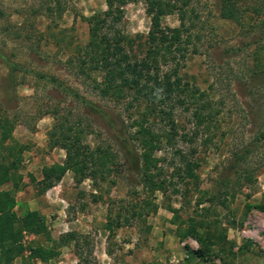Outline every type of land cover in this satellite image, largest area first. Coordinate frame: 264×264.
I'll return each instance as SVG.
<instances>
[{"label": "rangeland", "instance_id": "1", "mask_svg": "<svg viewBox=\"0 0 264 264\" xmlns=\"http://www.w3.org/2000/svg\"><path fill=\"white\" fill-rule=\"evenodd\" d=\"M47 1L0 0V51L31 72L57 77L102 109L114 115L121 114L127 124H133L134 130H137L136 123L143 122L145 118V103L128 110V101L101 97L94 91L91 79L77 78L71 65L66 63L76 58L79 55L77 50L89 42V22L107 9L105 0H53L54 5H57V1H64L66 6L62 18L54 16V19L41 15ZM223 5L224 0H199L197 8L214 31L212 38L200 49L201 53L190 56L182 71L185 81L208 93L216 109L220 110L215 123L210 128H202V131H209L200 133L195 143L199 150L197 161L202 164L197 171L200 187L202 192L208 193L200 194L194 184L187 187L186 183L175 177L177 172L174 167L178 158L173 149L157 152L156 158L161 160L164 176H173V182H181L180 185L170 186L166 196L157 192V212L151 214L145 224L135 222L116 230L112 239H108L110 233L104 229L109 208L114 201L128 203L135 199L131 195L135 186L131 179L124 178L122 161L115 160L111 165L112 168L116 165L121 167L122 172L114 169L111 174L110 180L118 182L115 186L100 182L95 187L91 179L76 185L74 174L68 172L58 184L60 189L52 188L46 194L39 195L37 182L42 180V169L60 164L58 161L62 159L64 163L66 159L63 149L60 153L52 154L54 150H50L49 133L66 119L73 122L79 115L86 117L87 111L76 99L52 85L38 81L32 75L22 74L18 77L21 85L16 89L17 99L8 104L4 92L9 70L0 57V120L7 118L15 125L12 138L5 146H12L14 153L19 154L22 161L18 174L23 177L21 186L26 184L22 190L14 192L17 200L14 210L19 215L27 209L37 211L45 218L48 234L54 242L49 241L46 234L41 237L25 235L24 244L36 240L39 245L57 248L59 256L47 264H264V210L260 207L264 206V147L249 160L250 169H255L251 180L237 184L238 174L229 170L235 151L244 142L250 141L255 132L246 112L250 108L255 109L257 104L262 105L264 111V94L245 97L240 92L237 78L244 72L245 53L227 55L229 58L225 59L228 50L243 47L257 34L242 35L240 26L222 19ZM255 21V17L248 15L249 24ZM125 23L129 36H146L151 28V20L145 5L141 2L128 5ZM163 25L169 31L178 30V15L167 16ZM139 44L140 40H137L132 51L141 57L144 56L145 47L140 49ZM210 44H213V48ZM248 64L251 69L252 63ZM92 77L97 78V72ZM178 114L181 129L192 131L190 113H183L179 109ZM93 123L97 133L87 136L86 143L96 149L108 145L114 147L112 134L104 124L99 121ZM161 125L157 124L154 128L159 130ZM207 139L210 141L205 145ZM178 146L186 150L184 143ZM113 151L117 149L114 147ZM7 154L0 150V162H11L12 157ZM50 157L51 161L48 159ZM246 164L237 167L239 171L248 167ZM227 175L234 179L235 185L232 183L229 187L230 194L222 199L216 198L219 192L226 190L223 180ZM13 186V183L0 186V192L11 191ZM188 188L192 193L186 199L184 196ZM137 190L142 193L141 187H137ZM248 205L252 208L248 209ZM119 206L115 204L113 207L118 211ZM171 208L177 212L174 213ZM190 217L214 223L208 233L216 243L207 262L190 256L186 250V245L194 250L201 248L196 239H182L179 235L180 225L185 229L187 226L184 222ZM215 220H219L218 223ZM146 226L150 228L148 233ZM207 230H202L203 236H206ZM72 233L80 240L79 249L73 240L70 244L60 245L61 237ZM12 264H23V260L18 257ZM32 264L44 263L34 260Z\"/></svg>", "mask_w": 264, "mask_h": 264}, {"label": "trees", "instance_id": "2", "mask_svg": "<svg viewBox=\"0 0 264 264\" xmlns=\"http://www.w3.org/2000/svg\"><path fill=\"white\" fill-rule=\"evenodd\" d=\"M52 2L53 0H48L45 3V10L41 15H47L49 19H54V16L62 18L65 2L57 1V5ZM138 2L145 5L151 28L146 36L131 37L125 29L126 7ZM105 3L107 9L89 22V42L77 50L79 55L76 58L66 63L71 65L77 78L91 79L94 91L101 97L128 101V110L139 103H145V118L143 122L136 123L137 130H134L133 124H127L121 114L114 115L102 109L75 89L66 86L57 77L31 72L11 61L1 51L0 57L4 59L9 70L4 92L8 104L17 99L16 89L21 85L18 81L19 75H32L38 81L52 85L76 99L88 113V118L79 115L73 122H67L66 119L49 133L50 150H65L66 159L63 164L45 166L42 169V180L37 182L39 195L46 194L48 190L60 184L68 172L74 174L76 185L91 179L95 187H98L100 182L115 186L118 182L110 180L111 174L114 169L122 172L121 167L114 166L116 162L113 168L111 165L115 160L122 161L124 178L131 179L135 186L131 193L135 199L128 203L123 200L114 201L113 206L121 205L118 211L113 206L109 208L104 229L110 233L108 239H112L118 229L131 226L135 222L145 224L147 218L158 210L156 193L162 192L166 196L172 185L178 186L182 182L189 187L194 184L198 193L207 195L208 192H202L200 187L197 171L202 164L197 161L199 150L195 143L200 133L209 131H202V128H210L220 110L216 109L215 102L208 93L194 88L182 75L189 57L201 53L200 49L212 38L214 31L197 8L199 0H105ZM170 15H178V30L169 31L164 28V19ZM248 15L255 17L254 24L247 22ZM221 18L240 26L242 35L257 34L256 38L243 47L228 50L225 59L229 58L227 55L239 56L245 53L244 72L237 78L240 92L245 97L264 94V0H224ZM137 40H140V49L145 47L144 56L133 54L132 47ZM209 46L213 48V44ZM252 48L254 50L251 52ZM250 62L251 69L248 64ZM96 72L99 78L92 77ZM179 109H182L183 113H190L192 131L185 132L179 126ZM255 109L250 108L246 112L249 124L255 131L253 138L235 151L233 164L229 169L238 174L237 184L254 177L255 169H250L249 160L264 147L263 106L257 104ZM89 117L93 120H89ZM93 121L103 123L112 134L111 140L117 149L116 152L113 151L112 145L96 149L86 143L87 136L97 133ZM157 124H162L159 130L154 128ZM14 126L7 118L0 120V150L12 157L9 163H6V160L0 162V186L8 183L14 185L13 190L0 192V264H12L18 257L22 258L23 264H32L34 260L47 264L59 256L60 251L57 248L39 245L36 240L28 245L24 244L25 235L41 237L46 234L49 241L54 242L48 234L45 218L37 211L27 209L19 215L14 210L17 206L14 192L22 190L26 185L21 186L23 177L18 174L22 161L19 154L14 153L12 146H5L12 138ZM209 141L210 139L205 140L204 144L207 145ZM181 143L186 145V150L178 146ZM170 149H173L178 158L174 171L177 172L175 177L181 182L176 184L173 182V176H164L161 160L156 158L157 152H167ZM245 163L248 167L239 171L237 167ZM229 177L227 175L223 180L226 190L219 192L216 198H224L230 194L229 187L234 184V179ZM137 187L142 188V193H139ZM190 193L192 192L188 188L184 198L187 199ZM198 206H201L200 202ZM260 207L264 210V206ZM260 207L257 208L261 209ZM247 208L251 209L252 206L248 205ZM171 209L174 213L177 212ZM218 221L215 220V223ZM209 223L190 217L184 222L187 227L183 229V225H180L178 229L182 239L191 237L200 244L199 250H194L188 245L186 250L190 256L202 262L211 259L212 247L216 243L208 233L214 223ZM206 228V236H203L202 230ZM145 231L148 233L150 228L146 226ZM72 240L79 249L80 240L74 233L61 237L60 245L70 244Z\"/></svg>", "mask_w": 264, "mask_h": 264}, {"label": "crops", "instance_id": "3", "mask_svg": "<svg viewBox=\"0 0 264 264\" xmlns=\"http://www.w3.org/2000/svg\"><path fill=\"white\" fill-rule=\"evenodd\" d=\"M57 151H59V153L61 152V149H55L53 152H52V154H56L57 153ZM50 161H51V157L50 158H48ZM63 160L64 159H62V160H59L58 162L60 163V164H62L63 163ZM68 175V174H67ZM61 188V186L60 185H58V186H56V187H54V189H60ZM34 202H35V200H34ZM33 210V209H32ZM36 210H38V209H36Z\"/></svg>", "mask_w": 264, "mask_h": 264}]
</instances>
